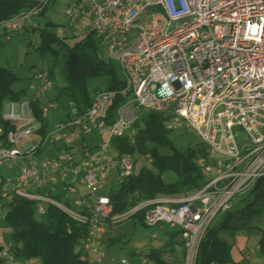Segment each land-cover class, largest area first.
Segmentation results:
<instances>
[{
  "label": "built area",
  "instance_id": "1",
  "mask_svg": "<svg viewBox=\"0 0 264 264\" xmlns=\"http://www.w3.org/2000/svg\"><path fill=\"white\" fill-rule=\"evenodd\" d=\"M25 1L36 7L0 21V37L37 27L33 17L51 0ZM65 15L70 29L105 39V58L119 68L122 88L97 91L81 111L71 102V117L51 131L43 129L26 99L6 103L0 166L10 161L20 172L0 175V219L5 205L17 199L32 201L42 217L48 206L58 208L86 226L83 250L101 263L108 223L144 212L146 226L167 223L182 231L181 244L163 253L164 264H197L211 220L264 177V0H73ZM33 80L36 97L53 88L47 71L35 70ZM140 110L169 115V130L192 128L209 151L212 163L205 171L216 177L194 194L157 197L113 215L108 193L132 175L134 158L115 152L112 140L128 134ZM241 133L246 137L239 144ZM94 137L100 141L93 143ZM22 140L28 142L20 147ZM49 144L61 148L39 158ZM0 261L28 264L2 247ZM150 261L144 257L141 264Z\"/></svg>",
  "mask_w": 264,
  "mask_h": 264
},
{
  "label": "trees",
  "instance_id": "2",
  "mask_svg": "<svg viewBox=\"0 0 264 264\" xmlns=\"http://www.w3.org/2000/svg\"><path fill=\"white\" fill-rule=\"evenodd\" d=\"M34 7L35 3L25 0H0V21ZM54 26L47 22L43 29L38 30V49L53 57V67L48 71L49 75L54 78V72H58L65 82L60 95L71 97L81 111L90 105L92 98L88 96V92L93 80L109 75L106 90L122 88L119 69L115 63L105 58L104 43L101 40H97L92 34H85L79 41L69 43L67 38L51 31ZM26 29L36 30L38 26ZM11 37L12 34L8 38ZM18 81L16 73L0 64V109L4 103L26 99L45 130L44 109L40 105L39 97L31 90L34 80L28 88L15 90L14 84ZM98 90L99 88L95 89ZM120 104L119 98L112 108V115ZM169 119V115L162 112L140 110L138 119L128 134L112 140L115 152L120 155L131 154L134 158L132 175L108 193L113 215H123L139 204L157 197H185L199 192L209 183L210 180L205 178V169L212 161L207 147L175 148L170 140L173 130L167 128ZM57 148L60 149L61 146ZM165 171L174 172L177 181L167 185L162 179ZM245 194L240 205H232L230 210L221 213L223 218L218 225L212 227L209 224L199 244L197 264L234 263L232 247L219 237L221 232L227 230H261L256 250L264 257V177L258 179ZM5 212L4 225L12 231L15 241L9 249L18 259L40 258L43 264H89L88 253H84L82 247L87 234L86 226L74 222L58 208L48 206L43 217L44 222L36 218L34 204L29 200L17 199L8 203L5 205ZM143 216L144 212H141L135 220L144 224ZM181 232L179 229L170 231L169 240L151 248L145 257L155 264H164L163 253L169 248L174 251L173 245L181 244ZM115 242L113 238L108 239L110 245ZM0 264L3 263L0 261Z\"/></svg>",
  "mask_w": 264,
  "mask_h": 264
},
{
  "label": "rangeland",
  "instance_id": "3",
  "mask_svg": "<svg viewBox=\"0 0 264 264\" xmlns=\"http://www.w3.org/2000/svg\"><path fill=\"white\" fill-rule=\"evenodd\" d=\"M72 2L73 0H51L48 6L42 9L39 16L33 17V22L37 24L38 29L30 30L24 28L22 31L12 34L9 40L6 36L0 37V64L11 69V71L16 73L19 77V81L14 84L15 90L28 88L29 84L33 82L35 70L47 72L52 70V55L49 53L44 54L38 49V44L40 42L38 30L43 29L47 22H51L55 25L54 28L51 29L53 33H57L60 37L67 38L69 43L79 41V39L85 35V32L81 30L75 31L68 27L69 21L66 18L65 11ZM60 31H62V34L59 33ZM99 40L104 42L105 39ZM103 53L106 54L105 49H103ZM50 78L53 81L52 90L43 93L41 97H39L40 105L46 111L44 124L46 125L47 131L55 129L61 121L71 117L70 103L73 101L71 97L65 94L60 95L61 90L65 87V82L60 78L59 73L54 72V78L51 76ZM109 79V75H106L93 80L88 96L91 98L95 96L97 92L95 91L96 88L105 90ZM32 92L34 93L33 90ZM5 113L6 103H4L0 109L1 118ZM3 125L4 122L0 121V127ZM236 131H238V129L235 130V132ZM245 137V134L241 133L237 138V143L240 144V141ZM86 140L88 141L89 138ZM91 140L93 143H96V141H100V138L94 137ZM170 140L177 149L207 147L202 138L192 128H187L185 126L173 130L170 134ZM27 142V140H22L19 146L23 147ZM57 146L59 145L49 144L46 150L39 154V158L53 157L57 154ZM75 147L77 149V156L81 158L82 148L77 143ZM12 164V162L6 161L0 166V175L2 177H16L19 174L20 169L16 166L13 167ZM144 164L150 167L148 162ZM23 165L28 166V163L24 162ZM10 166H12V168H10ZM162 176L163 181L167 183V185L177 181V176L172 171H165ZM215 177V173L205 172L206 180H211ZM109 178V187H113L115 172H112ZM245 195L246 194L243 193L234 197L232 205H240ZM197 206H201V202L198 201ZM36 218L39 221H45L42 216L36 215ZM222 218V214L216 215L211 220L210 226L213 227L218 225ZM107 228L104 237L105 240L100 248V253L102 254L101 263L98 262L97 255L88 253L89 264H120L119 261L123 259L128 260L129 264H141V259H143L148 254L149 250L154 247L152 246L153 242L156 241L157 244L167 242L169 240L168 233L173 230V227L167 223H159L155 226L148 227L139 220H135V217L123 220L117 225L108 223ZM261 234L262 231L259 229H254L252 231L227 230L221 232L219 237L232 247L233 262L235 264H264V257L260 256V253L256 250ZM154 235L157 236L156 240L152 238ZM110 238L116 240L112 245L108 244V239ZM14 244L15 241L12 237V231L5 227L3 218L1 217L0 247L9 249ZM25 261L28 264H43L40 258H32ZM152 263L153 262L150 261L149 264Z\"/></svg>",
  "mask_w": 264,
  "mask_h": 264
},
{
  "label": "crops",
  "instance_id": "4",
  "mask_svg": "<svg viewBox=\"0 0 264 264\" xmlns=\"http://www.w3.org/2000/svg\"><path fill=\"white\" fill-rule=\"evenodd\" d=\"M9 40V39H8ZM41 97V96H40ZM56 149L58 150V148L56 147ZM75 153L77 154V149L75 148ZM105 237V236H104Z\"/></svg>",
  "mask_w": 264,
  "mask_h": 264
}]
</instances>
